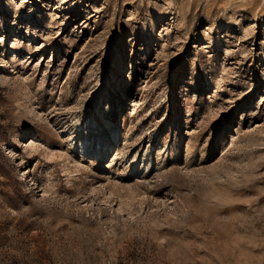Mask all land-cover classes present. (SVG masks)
<instances>
[{"label":"rangeland","instance_id":"obj_1","mask_svg":"<svg viewBox=\"0 0 264 264\" xmlns=\"http://www.w3.org/2000/svg\"><path fill=\"white\" fill-rule=\"evenodd\" d=\"M0 264H264V0H0Z\"/></svg>","mask_w":264,"mask_h":264},{"label":"bare ground","instance_id":"obj_2","mask_svg":"<svg viewBox=\"0 0 264 264\" xmlns=\"http://www.w3.org/2000/svg\"><path fill=\"white\" fill-rule=\"evenodd\" d=\"M88 119L89 115L85 117V123L83 125L74 121L75 123L72 127L67 126L65 131L67 133L66 140L84 156H90L93 152L97 151V154H101L102 157V154L106 152L110 146L107 147L104 141L105 135L104 133L100 134V127L97 126V123L95 121L90 123ZM105 125L111 131L112 136L115 137L117 130L110 128V122L108 120H105Z\"/></svg>","mask_w":264,"mask_h":264}]
</instances>
